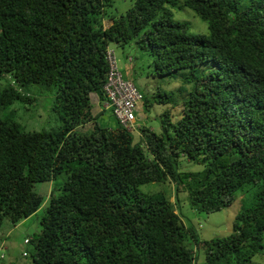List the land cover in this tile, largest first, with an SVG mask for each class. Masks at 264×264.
Listing matches in <instances>:
<instances>
[{
	"label": "trees",
	"instance_id": "obj_1",
	"mask_svg": "<svg viewBox=\"0 0 264 264\" xmlns=\"http://www.w3.org/2000/svg\"><path fill=\"white\" fill-rule=\"evenodd\" d=\"M112 1L0 0V78L9 81L0 110L32 104L25 89L38 86L54 93L60 124L28 131L0 120V230L44 207L23 255L30 264H249L264 249V0H135L119 17ZM174 6L207 22L208 35L174 21ZM131 42L152 57L154 75L182 77L180 116L164 111L160 133L134 126L137 139L110 108L93 115L91 101H108L106 50ZM153 103L175 106V94L159 91ZM59 178L47 201L34 192ZM149 183L171 184L176 197L187 187L197 213L240 194L244 205L229 235L207 241L164 192L140 191Z\"/></svg>",
	"mask_w": 264,
	"mask_h": 264
},
{
	"label": "rangeland",
	"instance_id": "obj_2",
	"mask_svg": "<svg viewBox=\"0 0 264 264\" xmlns=\"http://www.w3.org/2000/svg\"><path fill=\"white\" fill-rule=\"evenodd\" d=\"M134 1L113 0L112 7L108 9V12L114 17L124 15L131 8ZM169 9L173 14V20L185 23L190 34L208 35L207 22L201 20L192 10L187 7L175 6L169 7ZM107 21L105 20V24H108ZM110 49L114 51L117 68L122 78L132 83L144 100H146L141 103V108L135 113L136 125L151 129L155 133H160V119L164 111L170 110L172 119H177L180 116L181 110L179 102L183 99V95L178 92V88L182 84V77L180 75H154L152 57L142 52L133 42L123 46L113 44L110 46ZM174 77L178 78L176 79ZM7 82H9L7 77L0 78V86H5ZM159 91L173 92L177 105L176 103L175 106H173L174 104L161 105L153 103L155 94ZM25 93L33 99L32 104L15 101L12 105L0 110V120L11 118L28 131H47L58 128L60 125L58 114L52 111L54 93L41 90L38 86L25 89ZM91 101L93 103L92 112H95L98 109V99L94 94L91 96ZM149 104L153 105L149 107ZM105 117L103 116L104 119ZM103 124L111 125L112 127L115 126L113 118L107 119ZM91 128L92 124H87L77 130L84 132ZM138 129L135 128L133 130L136 139L138 138ZM185 165L192 172L203 171L200 166L192 165L191 163H185ZM61 181L59 178L55 182L34 184L33 190L47 201L52 188H56ZM139 189L142 193L148 194L159 191L164 192L184 225L195 228L199 237L207 241L216 237H226L229 235L232 231L233 220L244 205L242 201L244 196L240 194L229 207L222 211L211 214L197 213L191 208L187 199V187L179 186L178 190H180V194L178 197L174 195L175 191H173V186L169 183H149L141 186ZM182 189L184 190L183 192ZM43 209L44 207H41L36 212V215L16 225L8 221L3 223L0 230V264H30V257L23 256L25 251L30 250V245L24 244V239L30 238L33 234L39 232V220L43 215ZM202 263L203 257L201 256L199 264ZM249 264H264V249Z\"/></svg>",
	"mask_w": 264,
	"mask_h": 264
},
{
	"label": "built area",
	"instance_id": "obj_3",
	"mask_svg": "<svg viewBox=\"0 0 264 264\" xmlns=\"http://www.w3.org/2000/svg\"><path fill=\"white\" fill-rule=\"evenodd\" d=\"M109 66L104 91L107 97L106 106L111 109L113 117L128 131L136 126V111L141 108L142 96L129 81L122 78L117 68V60L111 49L106 50ZM29 238L24 239L27 244ZM25 255V253H23Z\"/></svg>",
	"mask_w": 264,
	"mask_h": 264
},
{
	"label": "crops",
	"instance_id": "obj_4",
	"mask_svg": "<svg viewBox=\"0 0 264 264\" xmlns=\"http://www.w3.org/2000/svg\"><path fill=\"white\" fill-rule=\"evenodd\" d=\"M107 22H108V24H105L106 22L104 21V26H105V27H108V26L110 25V23H111V21H107ZM97 106H98V109L95 111L96 114H98V113L101 111L102 108L105 110V114H106V115L109 113V109L107 108L106 103L100 104V103L97 101ZM95 112H93V115H96ZM106 115H104V116H106ZM106 118H107V116L105 117V119H106Z\"/></svg>",
	"mask_w": 264,
	"mask_h": 264
},
{
	"label": "clouds",
	"instance_id": "obj_5",
	"mask_svg": "<svg viewBox=\"0 0 264 264\" xmlns=\"http://www.w3.org/2000/svg\"><path fill=\"white\" fill-rule=\"evenodd\" d=\"M107 104V103H106ZM108 108V107H107Z\"/></svg>",
	"mask_w": 264,
	"mask_h": 264
},
{
	"label": "bare ground",
	"instance_id": "obj_6",
	"mask_svg": "<svg viewBox=\"0 0 264 264\" xmlns=\"http://www.w3.org/2000/svg\"><path fill=\"white\" fill-rule=\"evenodd\" d=\"M118 122V121H117Z\"/></svg>",
	"mask_w": 264,
	"mask_h": 264
}]
</instances>
